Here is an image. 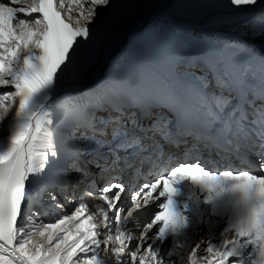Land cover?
<instances>
[{
    "label": "snow or ice",
    "instance_id": "snow-or-ice-1",
    "mask_svg": "<svg viewBox=\"0 0 264 264\" xmlns=\"http://www.w3.org/2000/svg\"><path fill=\"white\" fill-rule=\"evenodd\" d=\"M0 134V264H264V0H0Z\"/></svg>",
    "mask_w": 264,
    "mask_h": 264
},
{
    "label": "bare ground",
    "instance_id": "bare-ground-1",
    "mask_svg": "<svg viewBox=\"0 0 264 264\" xmlns=\"http://www.w3.org/2000/svg\"><path fill=\"white\" fill-rule=\"evenodd\" d=\"M164 19L163 16H150L147 19H145L144 23L142 25H134L133 27L129 28L126 32H118V43L117 45L114 47V50L112 52L111 57L109 58V60L106 63H102L101 64V68H100V73L96 74L95 76H92L89 80V86H91L92 84L96 83L97 81H101L104 79L105 74L108 72L109 70V66L111 65L113 60H122L123 59V54L126 55L127 50L131 49L129 47V42H130V36L133 34H138V42H140L141 39V33L143 32L144 28H146L149 24V22H154V23H160V21ZM177 23L183 24L187 27H190L192 29H194L197 33H199L202 29H200V25L204 24V23H197V22H193L192 21H187L185 19L182 18H175ZM222 35H226L228 34L227 32H221ZM0 136H2V134H0ZM150 179H152L153 177H149ZM97 203H99V201H97Z\"/></svg>",
    "mask_w": 264,
    "mask_h": 264
},
{
    "label": "rangeland",
    "instance_id": "rangeland-1",
    "mask_svg": "<svg viewBox=\"0 0 264 264\" xmlns=\"http://www.w3.org/2000/svg\"><path fill=\"white\" fill-rule=\"evenodd\" d=\"M178 18H180V17H178ZM182 19H185V20H187L189 22L192 21V23L193 22H197L199 24L203 23L202 21H200L199 19H196V18H182ZM206 28H207L206 24H201L200 25V29L205 30ZM137 36H138V34H133V35L130 36V42H129V47L130 48H133L135 45H137L139 43L138 40H137V38H138ZM117 43H118V41H117ZM124 54H123V57H124ZM100 68H101V64L97 65L96 68L93 70L95 75L100 73ZM95 75H93V76H95Z\"/></svg>",
    "mask_w": 264,
    "mask_h": 264
}]
</instances>
